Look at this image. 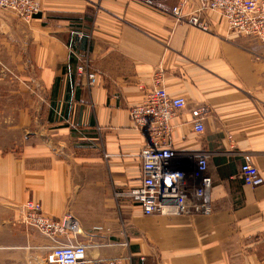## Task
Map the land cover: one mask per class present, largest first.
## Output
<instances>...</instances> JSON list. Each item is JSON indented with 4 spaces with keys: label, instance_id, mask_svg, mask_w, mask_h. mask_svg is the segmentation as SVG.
<instances>
[{
    "label": "crops",
    "instance_id": "0c3cea01",
    "mask_svg": "<svg viewBox=\"0 0 264 264\" xmlns=\"http://www.w3.org/2000/svg\"><path fill=\"white\" fill-rule=\"evenodd\" d=\"M179 1L70 0L94 19L87 33L52 34L38 53L50 89L47 127L25 130L22 111L15 124L0 115V264H50L48 251L74 243L89 259L131 264H264V185L239 175L249 157L264 176V44L231 34L213 11L207 30L176 20ZM196 6L189 0L184 11ZM85 60L93 86L77 71ZM157 76L185 99L169 122L172 147L207 155L209 214L146 215L114 196L139 183L142 138L129 109ZM30 199L52 218L71 214L77 230L49 238L25 226Z\"/></svg>",
    "mask_w": 264,
    "mask_h": 264
},
{
    "label": "built area",
    "instance_id": "2783aa9c",
    "mask_svg": "<svg viewBox=\"0 0 264 264\" xmlns=\"http://www.w3.org/2000/svg\"><path fill=\"white\" fill-rule=\"evenodd\" d=\"M134 1L153 6L157 0ZM188 2L180 0L171 8L176 20L185 19L191 25L207 30L209 21L205 15L213 11L223 19L231 34L257 39L264 44V0H197V6L185 12ZM0 8L24 19L41 11L38 0H0ZM77 71L86 76L88 85H95L96 74L90 71L86 60L78 65ZM155 80L156 86L145 90L142 101L129 109L132 127L142 138L138 153L139 183L115 189L114 196L139 206L146 215L209 214L212 211L210 192L213 181L207 174V155H178L171 144L169 122L185 106V99L170 95L159 85V76ZM193 128L196 132L203 131L201 119L194 121ZM239 175L246 185H264V176L249 157H245L240 165ZM23 210V224L32 226L46 237L55 238L69 230H77L71 214L52 218L44 213L39 201H25ZM45 261L50 264H131L123 257L89 259L86 246L81 243L56 245L48 252Z\"/></svg>",
    "mask_w": 264,
    "mask_h": 264
},
{
    "label": "rangeland",
    "instance_id": "374dc122",
    "mask_svg": "<svg viewBox=\"0 0 264 264\" xmlns=\"http://www.w3.org/2000/svg\"><path fill=\"white\" fill-rule=\"evenodd\" d=\"M38 1L41 11L30 19L0 8L3 20L11 22L0 26V115L9 119L4 124H15L22 111L25 130L48 125L50 89L40 73L42 59L38 61V53L50 47L46 39L52 34L66 39L77 32L87 33L94 19L91 10L82 15L70 0Z\"/></svg>",
    "mask_w": 264,
    "mask_h": 264
}]
</instances>
